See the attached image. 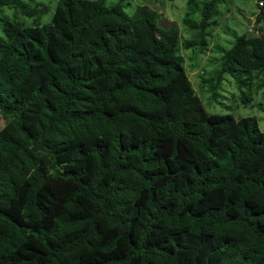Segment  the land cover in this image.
Wrapping results in <instances>:
<instances>
[{
  "label": "trees",
  "instance_id": "16d2710c",
  "mask_svg": "<svg viewBox=\"0 0 264 264\" xmlns=\"http://www.w3.org/2000/svg\"><path fill=\"white\" fill-rule=\"evenodd\" d=\"M27 1L0 0V264H264V131L207 112L179 53L224 0L182 42L148 7L57 0L41 23ZM260 8L202 77L212 101L225 75L244 105L264 86Z\"/></svg>",
  "mask_w": 264,
  "mask_h": 264
},
{
  "label": "rangeland",
  "instance_id": "374dc122",
  "mask_svg": "<svg viewBox=\"0 0 264 264\" xmlns=\"http://www.w3.org/2000/svg\"><path fill=\"white\" fill-rule=\"evenodd\" d=\"M188 0H105L107 5L121 3L124 9L132 14L139 7H148L152 12L158 14L160 18L169 19L176 23L181 35V42L184 39L193 37L195 29L184 24L185 17L198 22L200 19L199 9L202 6V0L197 1V10L194 13L189 12ZM260 0H224L218 4V23L214 24L209 30L208 43L203 46L201 50L198 48L185 49L182 45L179 46V53L184 60V67L188 77L195 89L200 95L203 105L209 113L232 114L234 117L255 116L258 120L260 128L264 131V86L257 88L258 80H255L252 86V103L247 102L243 104L241 91L236 87L234 80L225 75L220 87L218 88V95L221 97L219 102L212 101L210 93L207 90V83L202 81L214 74L219 67V58L221 49L230 45L234 34H241L244 32L254 33L259 31L257 22H255L257 14L261 11V6L264 8V1L262 4ZM25 2H28L25 0ZM57 0H35L30 5L36 4L45 5L48 8L46 14L41 18V23L49 21L52 17ZM5 16L9 19L16 18V20L24 25L32 24L34 20L31 17L23 15L18 10L5 9ZM264 16V15H263ZM263 18L260 20L262 21ZM257 21V20H256ZM261 23V22H259ZM257 81V82H256ZM6 120L0 115V127Z\"/></svg>",
  "mask_w": 264,
  "mask_h": 264
},
{
  "label": "built area",
  "instance_id": "2783aa9c",
  "mask_svg": "<svg viewBox=\"0 0 264 264\" xmlns=\"http://www.w3.org/2000/svg\"><path fill=\"white\" fill-rule=\"evenodd\" d=\"M260 2V4H262L263 2L262 1H259Z\"/></svg>",
  "mask_w": 264,
  "mask_h": 264
},
{
  "label": "clouds",
  "instance_id": "9594fccd",
  "mask_svg": "<svg viewBox=\"0 0 264 264\" xmlns=\"http://www.w3.org/2000/svg\"><path fill=\"white\" fill-rule=\"evenodd\" d=\"M260 1H262V0H260ZM254 33H256V32H254Z\"/></svg>",
  "mask_w": 264,
  "mask_h": 264
}]
</instances>
